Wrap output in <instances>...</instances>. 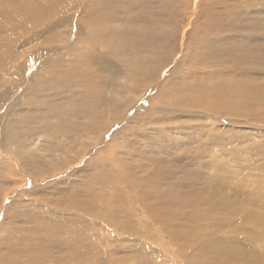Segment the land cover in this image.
<instances>
[{
  "label": "bare ground",
  "instance_id": "1",
  "mask_svg": "<svg viewBox=\"0 0 264 264\" xmlns=\"http://www.w3.org/2000/svg\"><path fill=\"white\" fill-rule=\"evenodd\" d=\"M131 204L264 264V0H0V264H180Z\"/></svg>",
  "mask_w": 264,
  "mask_h": 264
},
{
  "label": "rangeland",
  "instance_id": "2",
  "mask_svg": "<svg viewBox=\"0 0 264 264\" xmlns=\"http://www.w3.org/2000/svg\"><path fill=\"white\" fill-rule=\"evenodd\" d=\"M164 157H166V155L160 154V158L162 159V161H167L164 159ZM110 166H111L110 164H107L104 167L105 169H109ZM120 181H122V179H120ZM125 182H130V181H125ZM11 198H12V195H11ZM131 206L134 207L133 204H131ZM134 209H135L134 219L138 227L146 231L147 234H155L156 236H158V238L163 237L164 241H161V243H154L153 244L154 248H158V249L162 248V250L165 249L168 254L167 258H169L170 260L179 262L180 264H184L185 260L183 256L180 254L181 253L180 246L178 244L176 245L173 242L172 238L169 236L168 232L163 229L162 227L163 223L161 221H158L155 218L143 216L135 207ZM100 226H101V233H102L101 238L105 239L106 241L115 242V241L133 240L130 233H126L125 231L121 230L118 226L114 225L112 222L105 221ZM114 237H117L118 240L111 239ZM140 240L143 241V239H140ZM110 250L111 249H108L106 247V251H110ZM174 252L177 253V256L174 255ZM107 258H110V257L107 256L104 259V261H106ZM111 263L112 262H110V264Z\"/></svg>",
  "mask_w": 264,
  "mask_h": 264
}]
</instances>
